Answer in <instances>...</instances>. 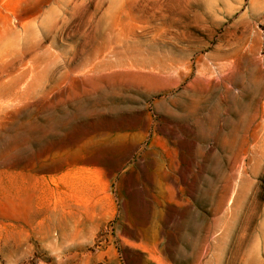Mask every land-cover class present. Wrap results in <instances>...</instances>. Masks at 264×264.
<instances>
[{"label": "rangeland", "instance_id": "obj_1", "mask_svg": "<svg viewBox=\"0 0 264 264\" xmlns=\"http://www.w3.org/2000/svg\"><path fill=\"white\" fill-rule=\"evenodd\" d=\"M0 264H264V0H0Z\"/></svg>", "mask_w": 264, "mask_h": 264}]
</instances>
